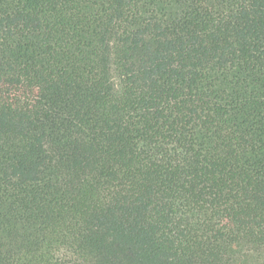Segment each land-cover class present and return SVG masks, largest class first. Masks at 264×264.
Here are the masks:
<instances>
[{
    "label": "trees",
    "instance_id": "trees-1",
    "mask_svg": "<svg viewBox=\"0 0 264 264\" xmlns=\"http://www.w3.org/2000/svg\"><path fill=\"white\" fill-rule=\"evenodd\" d=\"M0 264H264V0H0Z\"/></svg>",
    "mask_w": 264,
    "mask_h": 264
}]
</instances>
